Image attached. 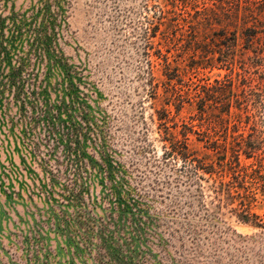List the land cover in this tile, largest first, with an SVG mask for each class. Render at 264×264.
Returning a JSON list of instances; mask_svg holds the SVG:
<instances>
[{
    "label": "rangeland",
    "instance_id": "rangeland-1",
    "mask_svg": "<svg viewBox=\"0 0 264 264\" xmlns=\"http://www.w3.org/2000/svg\"><path fill=\"white\" fill-rule=\"evenodd\" d=\"M52 2L0 0V264H97L102 244L128 257L132 236L137 250L161 264H264L263 230L229 210L207 221L196 207L190 224L169 214L174 198H167L160 180L174 163L163 160L157 116L166 107L163 67L154 50L151 58L145 54L144 33L154 13L148 0ZM152 41L155 48L160 36ZM213 49L211 62L202 59L193 68L180 62L192 95L218 84L237 93L245 83L239 64L219 63ZM246 53L255 64L253 85L262 83L264 66L259 69L253 50ZM177 55L172 51V60ZM150 83H159L157 96ZM239 114L233 105L228 131L219 130L214 140L228 146V161L240 142L255 151L240 161L257 193L254 212L264 221V179L258 177L264 176V105L253 112L258 136L250 115L243 112L237 124ZM176 123L197 132L207 128L199 127L205 122L196 104H186ZM197 138L191 137L201 153L215 154ZM70 141H77L72 155ZM78 159L82 163L72 167ZM78 169L79 202L66 191L67 177ZM135 202L146 212L139 215ZM112 213L118 224L103 229Z\"/></svg>",
    "mask_w": 264,
    "mask_h": 264
},
{
    "label": "trees",
    "instance_id": "trees-1",
    "mask_svg": "<svg viewBox=\"0 0 264 264\" xmlns=\"http://www.w3.org/2000/svg\"><path fill=\"white\" fill-rule=\"evenodd\" d=\"M55 1L57 0H53L52 3L56 4ZM148 3L150 6L149 4L146 6L147 10L153 8L154 13L148 18L149 28L144 33L145 54L151 58L150 51L154 50L153 55L163 67L165 80L162 86L166 107L157 111V116L164 130L162 141L166 143L163 160H166V163L170 161L174 163L172 173L160 180L162 187L166 188L167 198H174L168 206L169 214L190 224L189 218L196 217L192 213L196 207L204 216L199 217L207 221H213L222 211L229 210L242 223L263 230L262 237H264V221L254 212L258 203L257 193L253 191L252 186H249L247 180L250 176L240 161L242 155L247 159L252 158L255 151L243 149V142H240L231 148L232 160L228 161V146L214 140L219 130L228 131L233 105L242 112L237 115V124H241L244 112L251 116L247 118L251 122L253 135L258 134L253 112L260 103L264 105V81L253 85L255 80L251 77V70L255 64L251 58L246 59V52L253 50L261 63L259 69L260 66H264V58L259 56L261 51L264 53V0H148ZM159 36L160 42L155 48L152 47L154 44L152 39ZM241 42L243 47L239 52L240 60L237 61V48ZM214 47L219 51L217 59L219 63L228 68H233L236 63L239 64L244 71L245 83L242 88L238 87L237 93H234L233 87L228 84H218L216 87L206 86L201 93L192 95L191 85L184 80L187 71L182 68L180 62L190 63L191 65H187L189 68H193L205 58L211 62L216 53ZM172 51L178 54L173 60ZM150 84L152 92L157 96L159 83ZM186 104L197 105L201 121L205 122L199 127L204 129L206 126L205 130L197 132L194 126L176 123ZM171 107L175 111H172ZM215 110H219L220 114L216 115ZM212 132L215 133L214 136ZM192 136H197L199 143L205 142L206 150L212 149L215 154L201 153L194 146ZM72 144H77V141L74 143L70 141L71 146L66 147L69 155L74 152L71 150ZM81 163L82 161L78 159L72 167L74 165L79 167ZM78 171L73 174V178L71 174L67 177L70 184L66 187V191L69 198L79 202L83 185L80 169ZM229 176H231L230 180H227ZM258 177L264 179V176ZM208 197L211 198L210 201ZM117 202L121 209L123 203L119 199ZM134 206H137L135 209L139 215L146 212L139 206V202H135ZM113 217L112 213L109 220L103 221V229L111 224H118L113 221ZM185 226L186 223L182 222V228ZM116 230L119 232V229ZM187 233L192 237L190 229ZM128 236H131V233ZM127 241L133 248L129 249L128 257L112 252L102 244L98 249L97 264L163 263L152 261L150 254L137 250L134 236L128 237ZM85 245L87 246V242ZM167 264H175V261L172 260Z\"/></svg>",
    "mask_w": 264,
    "mask_h": 264
}]
</instances>
